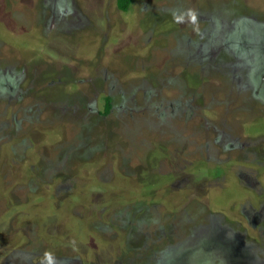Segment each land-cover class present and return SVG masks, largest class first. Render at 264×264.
<instances>
[{
	"label": "rangeland",
	"instance_id": "obj_1",
	"mask_svg": "<svg viewBox=\"0 0 264 264\" xmlns=\"http://www.w3.org/2000/svg\"><path fill=\"white\" fill-rule=\"evenodd\" d=\"M0 264H264V0H0Z\"/></svg>",
	"mask_w": 264,
	"mask_h": 264
},
{
	"label": "trees",
	"instance_id": "obj_2",
	"mask_svg": "<svg viewBox=\"0 0 264 264\" xmlns=\"http://www.w3.org/2000/svg\"><path fill=\"white\" fill-rule=\"evenodd\" d=\"M133 0H118V4L121 10L127 11ZM112 108V101L110 97H107L106 114L110 113Z\"/></svg>",
	"mask_w": 264,
	"mask_h": 264
}]
</instances>
